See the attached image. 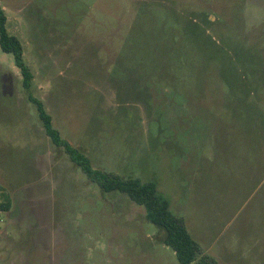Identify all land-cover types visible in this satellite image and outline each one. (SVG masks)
<instances>
[{
	"label": "rangeland",
	"instance_id": "obj_1",
	"mask_svg": "<svg viewBox=\"0 0 264 264\" xmlns=\"http://www.w3.org/2000/svg\"><path fill=\"white\" fill-rule=\"evenodd\" d=\"M61 136L156 185L219 264H264V0H0ZM0 264H179L45 133L0 48Z\"/></svg>",
	"mask_w": 264,
	"mask_h": 264
},
{
	"label": "trees",
	"instance_id": "obj_2",
	"mask_svg": "<svg viewBox=\"0 0 264 264\" xmlns=\"http://www.w3.org/2000/svg\"><path fill=\"white\" fill-rule=\"evenodd\" d=\"M0 48L14 56L15 64L23 76V87L28 92V99L33 103L43 123L45 133L52 142L65 149L70 159L82 171L96 182L102 194L119 192L127 195L132 202L144 207L146 219L163 230L162 242L176 254L179 264H219L206 249L196 241L189 232L183 217L175 214L166 199L161 197L153 183H143L137 178H123L119 175L95 170L89 159L69 141L61 136L54 126L53 118L47 111L44 102L31 93L34 74L24 60V49L21 40L8 31V16L0 1ZM10 210V200L0 203V211Z\"/></svg>",
	"mask_w": 264,
	"mask_h": 264
}]
</instances>
